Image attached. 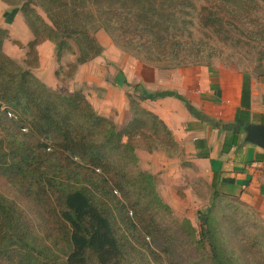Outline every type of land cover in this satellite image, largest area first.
Wrapping results in <instances>:
<instances>
[{"label": "trees", "instance_id": "obj_1", "mask_svg": "<svg viewBox=\"0 0 264 264\" xmlns=\"http://www.w3.org/2000/svg\"><path fill=\"white\" fill-rule=\"evenodd\" d=\"M3 1L19 8L32 31L34 38L27 43V54L34 56L35 63L28 60L29 67H25L5 53L4 41L10 34L7 28L0 26V132H4L0 135V172L13 180H27L35 187L34 195L45 204H48L52 193L58 192L57 199L63 206L59 231L71 245L64 264H91V257L95 264H121L123 246L127 243L120 225L124 222L131 224L132 221L123 212L124 205L114 194L111 184L122 192L126 188H134L140 201L138 204L171 210L169 203L158 192L156 175L142 167L137 153V148L152 151L175 144L172 132L165 123L138 101L153 99L162 93L149 92L136 84L138 96L130 95L134 117L127 127L119 129L112 119L97 112L82 91H55L32 70V67L39 66L37 45L45 40L54 43L58 61L66 39L73 40L78 46L77 64L68 77L72 76L78 64L101 55L103 45L84 23L82 5L87 0ZM227 1L240 7L247 5L244 0ZM95 2L103 6L99 19L105 31L111 36L113 32L127 36V44L136 54L145 49L148 50L146 54L149 52L147 59L155 60V55L161 58L162 54L178 55L181 52L178 36L188 27L184 14L187 13V6H193L190 0ZM37 7L46 13L50 22L37 11ZM201 20L204 27L217 35L225 30L222 17L214 9L204 11ZM178 66L182 65L175 67ZM55 73L59 77V71ZM170 94L188 105L181 95ZM250 94V83L245 80L242 109L237 113V120H245L246 125L250 123L245 118L250 114ZM9 114H14V117L10 118ZM9 120L19 124V129L27 127L28 131L24 133L21 129L13 132L8 128ZM126 133L131 136L124 140ZM54 158L57 161L52 165ZM42 165H46L47 169L42 170ZM98 168L100 172L96 170ZM21 212L15 200L0 194V254H10L8 247H2L4 243L11 242L10 245L20 247V252L14 257H19L21 261L25 255V260H28L25 264H33L34 260L41 259L37 255H26L36 247L23 236L33 228ZM118 218L123 223L119 224ZM152 221L140 214L136 225L146 231V235L160 237V229ZM184 222L189 224L188 235L183 241L190 254L196 246L207 264H253V257L245 254L243 258L237 249L225 246L224 236L214 231L210 221L199 234L188 219ZM263 237L262 233L252 235L258 243ZM206 243L209 253L200 250L205 248ZM42 252L41 248L39 253ZM191 259L199 263L197 257Z\"/></svg>", "mask_w": 264, "mask_h": 264}, {"label": "rangeland", "instance_id": "obj_2", "mask_svg": "<svg viewBox=\"0 0 264 264\" xmlns=\"http://www.w3.org/2000/svg\"><path fill=\"white\" fill-rule=\"evenodd\" d=\"M95 1L87 0L82 6L84 23L104 47L98 60L81 67L77 73L75 70L73 75L68 77V73L73 71L77 64L79 52L76 43L66 39L58 64L54 54L48 55L49 58L38 70L35 71L33 67L32 70L36 75L40 73L50 75L57 67L59 79L63 83H59L54 90L61 93L71 90L82 91L90 101L95 100V109L100 114L107 110L109 104L107 85L115 84V86L124 87V96L127 99L130 95L139 93V89H135L136 83H139L138 80L128 78L124 68L121 67L125 62L130 65L128 70L133 73H137L140 64L154 68L202 64L210 67L215 73L234 70L248 78L264 77V0H244L248 6L242 5V7L231 4L227 0H190L193 6H187L185 8L187 13L184 14L188 20V27L178 36L181 52L178 55L162 56L164 55L162 54L161 58L155 55V60L147 59L149 52L146 54L148 50L145 49L140 54H136V51L127 44L129 40L127 36L119 35L117 32H113L112 36L109 35L99 19V11L103 6ZM212 9L219 13L225 25V30L220 35L201 23V14ZM37 11L50 22L40 7H37ZM20 13L22 12L17 6L0 0V25L8 27L12 32L4 41L3 50L23 66L29 67L26 62L30 60L35 63L34 56L26 54V58L19 59L21 50H27V52L29 50L24 29L20 25L10 27ZM130 91H133V94ZM117 113L120 115L119 111ZM9 117H14V114H9ZM151 120L152 117H150ZM11 123L13 122L9 120L8 128L13 132L21 131V129L24 133L28 131L27 127L19 129V124L11 125ZM3 134L4 132H0V135ZM129 136L131 135L126 133L123 139L127 140ZM55 161H57L56 158L52 159V165ZM118 162L125 164L124 161ZM126 167L130 168L128 165ZM41 168L46 170L47 166L42 165ZM96 170L101 171L99 168ZM26 181L13 180L0 172V194L16 201L22 209L21 214L33 228L30 229L31 232H26L23 236L29 239L36 249L26 255H37L43 261L34 260L33 264L35 262L64 264L71 251V245L59 231L61 227L59 219H61L63 206L57 199L58 192L52 193L48 204H45L34 195V185L31 186ZM111 186L116 197L124 205L123 212L132 221L131 224H126L118 218L119 224L123 223L120 225L121 232L124 233L127 243L123 246L121 264H196L191 257H197L198 264H207L208 261L201 258L202 255L200 257L198 247H193L190 254L186 242L183 241L189 232V224L183 223L187 219L197 233L202 228L208 227L207 222L210 221L214 231L224 236L225 246L234 247L243 258L245 254L253 257V264H264V237L259 238L260 243L252 239V235L264 234V219L257 210L245 204L238 196L222 194L214 196L209 192L210 190H207L208 194L203 191L201 203L189 202L187 198L183 201L172 198V202L169 203L171 210H168L166 207L157 208L152 205L146 207L143 203L138 204L140 201L134 188H126V191L122 192L115 185L111 184ZM158 192L165 199L171 194L168 188L160 187L159 184ZM140 214L153 220V224L160 229V237L148 236L146 231L137 227V217ZM4 244L2 248L8 247L10 254H0V264L28 263L25 255L22 256L21 261L19 257H14L20 252V247L10 245L11 242ZM41 248L43 252L39 253ZM200 250L203 253H209L210 248L206 243L205 248ZM90 262L95 264L93 257Z\"/></svg>", "mask_w": 264, "mask_h": 264}, {"label": "crops", "instance_id": "obj_3", "mask_svg": "<svg viewBox=\"0 0 264 264\" xmlns=\"http://www.w3.org/2000/svg\"><path fill=\"white\" fill-rule=\"evenodd\" d=\"M16 25L24 29L26 43L34 38L22 13L17 14L10 27ZM37 51L39 66L35 71L53 54L58 64L53 42H41ZM20 52L19 59L27 57V50ZM99 57L78 64L75 72ZM129 66L127 62L121 65L128 78L138 80L136 84L149 92L162 93L156 98L138 101L165 123L175 142L173 146L166 145V148L152 151L137 148L142 167L156 175L160 187L169 189L170 197L165 199L161 195L163 199L171 203L172 198L177 201L187 198L189 202L201 203L203 191L208 194L207 190H210L212 195L217 192L238 196L264 219V148L247 140L248 124L245 120H237V113L242 109L241 95L246 80L250 83L251 94L250 114L245 118L250 120L249 124L264 123V77L248 78L234 70L215 73L202 64L171 68L144 67L140 64L137 73L129 71ZM56 70L57 67L50 75H37L55 90L59 83H63ZM123 88L115 84L107 85L109 104L107 110L101 112V115L112 119L119 129L127 127L134 117L130 96L125 98ZM130 92L133 94V91ZM170 93L181 95L188 105ZM92 101L95 107V100Z\"/></svg>", "mask_w": 264, "mask_h": 264}, {"label": "water", "instance_id": "obj_4", "mask_svg": "<svg viewBox=\"0 0 264 264\" xmlns=\"http://www.w3.org/2000/svg\"><path fill=\"white\" fill-rule=\"evenodd\" d=\"M247 140L264 148V123H251L246 126Z\"/></svg>", "mask_w": 264, "mask_h": 264}]
</instances>
